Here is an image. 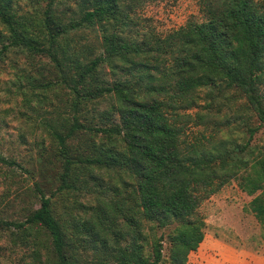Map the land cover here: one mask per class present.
Instances as JSON below:
<instances>
[{"label": "trees", "instance_id": "obj_1", "mask_svg": "<svg viewBox=\"0 0 264 264\" xmlns=\"http://www.w3.org/2000/svg\"><path fill=\"white\" fill-rule=\"evenodd\" d=\"M170 1L43 0L23 12L0 0V56L46 58L55 77H30L25 103L64 95L41 123L52 144L29 175L35 202L23 220H0L14 264H189L205 235L199 206L232 182L264 231V0H198L202 20L165 34L141 25L146 4ZM191 122L203 130L188 141ZM0 166L18 165L0 153ZM84 191L93 204L73 198Z\"/></svg>", "mask_w": 264, "mask_h": 264}, {"label": "rangeland", "instance_id": "obj_2", "mask_svg": "<svg viewBox=\"0 0 264 264\" xmlns=\"http://www.w3.org/2000/svg\"><path fill=\"white\" fill-rule=\"evenodd\" d=\"M15 1L23 12L33 6L43 8L44 5L43 0ZM66 6L69 18L76 10L75 1L66 2ZM202 16L198 0L148 3L137 12L143 27L161 34L178 29L189 20L201 21ZM63 19L67 21L65 16ZM77 35L81 43L88 44L92 49L98 47L96 32L84 30ZM30 77L38 81L42 78L55 80L46 58L31 57L17 49L3 52L0 56V153L18 165L14 173L0 166V220L7 222L23 220V210L35 202L30 197L34 181L29 180V175L37 176L36 161L41 147L49 149L52 144L41 123L43 119L53 118L56 109L62 113L60 99L64 95L58 89L47 93L49 97L46 100L35 97L25 103L23 94L30 92ZM199 96L203 98L204 94ZM204 105L202 99L199 100L197 107L188 114L194 117L196 113H205ZM106 107V102L99 105L100 110ZM213 113L217 115L213 116ZM213 113L207 122L214 123L221 115L217 111ZM186 129L188 141L203 130L192 122ZM255 142L264 144V130L255 137ZM35 179L38 180L37 177ZM73 198L88 205L93 204L94 197L84 191ZM252 198L232 182L201 203L198 211L205 221V235L198 249L188 255L189 264H264V231L250 210ZM10 236L8 228L0 223L2 264H14L21 258L20 251L12 250Z\"/></svg>", "mask_w": 264, "mask_h": 264}]
</instances>
